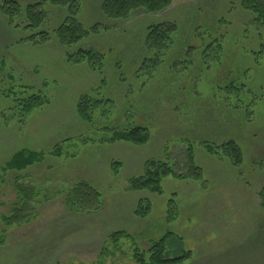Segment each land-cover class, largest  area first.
Listing matches in <instances>:
<instances>
[{"label":"rangeland","instance_id":"obj_1","mask_svg":"<svg viewBox=\"0 0 264 264\" xmlns=\"http://www.w3.org/2000/svg\"><path fill=\"white\" fill-rule=\"evenodd\" d=\"M13 1L25 7L40 0ZM76 1L74 18L85 30L103 23L104 0ZM43 10L46 21L33 33L0 13V170L21 150L45 156L42 164L0 175V220L16 204L17 185L41 192L29 224L0 221V264H135L136 251L147 253L166 233L173 234L169 251L192 254L183 264H264V29L238 0H173L162 13H134L69 49L73 56L92 51L91 66L67 59L57 42L65 8ZM169 23L177 26L172 42L152 55L148 28ZM40 31L49 33L46 43L38 35L27 42ZM19 85L48 104L23 115L17 97L2 94ZM85 96L108 102L91 122L76 111ZM137 127L148 134L145 145L114 139ZM227 143L239 148L237 166L219 149L207 152ZM190 148L201 179H163L161 195L130 190L152 162L185 172ZM78 183L99 193L98 207L68 209L64 193ZM139 202L150 205L143 218L134 214ZM120 231L133 245L122 242L120 253L102 258L111 251L108 235Z\"/></svg>","mask_w":264,"mask_h":264},{"label":"trees","instance_id":"obj_2","mask_svg":"<svg viewBox=\"0 0 264 264\" xmlns=\"http://www.w3.org/2000/svg\"><path fill=\"white\" fill-rule=\"evenodd\" d=\"M241 10L252 16V23L258 27V29H264V0H238ZM76 0H40L35 4L26 5L21 7L16 1L6 0L0 3V13L8 20L10 24H13V20L20 18L21 25L25 26L31 33L36 32L46 21V13L43 10L44 4H50L55 7L65 8L67 17L53 32L58 44L61 47L66 48L67 59L72 60L75 64H83L95 66L93 64L94 53L90 50L78 49L75 56L69 55L68 51L71 47L78 45L86 36L96 35L100 29H106V25L110 23H118L119 21H128L134 13L144 12L149 15H155L162 13L170 8L173 0H104L100 7L101 16L103 18L102 24L94 25L90 30H85L81 24L74 18L75 7L78 8ZM176 25L174 23L169 24H155L148 28L145 38V47L152 55L160 53L162 55L166 50L169 42H172L174 33L176 31ZM36 35L39 36L40 42L46 43L49 39V33L40 31L38 33L31 34L27 39V42H32ZM37 36V37H38ZM220 47V45H219ZM218 47V48H219ZM221 48V47H220ZM65 52V53H66ZM100 59L101 55H99ZM12 80V76L6 78ZM19 91L14 93L13 89L10 92L3 93L6 98H15L16 104L20 107L23 115L29 114L31 111L40 109L48 104V100L45 96H42L39 92H33L34 94L25 95L28 90L24 87H20ZM23 91V92H22ZM103 104L108 103L107 100L96 101L87 96L80 99L77 107L78 116L86 122L92 121V113L94 110ZM21 115V114H20ZM23 115H21L23 117ZM114 139L124 141L136 146H143L148 141V134L142 128H133L130 131L115 133ZM207 152L210 154L215 153L216 150H221L224 156L231 159L235 166L241 162V154L239 148L234 143H227L220 147L207 146ZM187 164L185 172H177L172 167L164 163H149V167L146 170V174L143 177L130 180V190L132 191H149L154 194L161 195V181L166 178H174L179 180H193L197 181L202 177V170L195 164L192 148L188 149L186 156ZM45 156L42 153L31 152L28 150H21L8 160L4 167L0 170L1 176L7 172H23L33 166L42 164ZM0 178V183H1ZM16 192V204L8 215L1 217V223L4 227H16L21 228L29 224L38 214V208L40 207L39 198L41 197L38 190L34 188H27L17 185L15 187ZM65 202L68 209L71 212L82 213L88 211L90 206L101 204V197L99 193L84 183H78L72 187H69L65 193ZM258 198L260 204L264 209V187L259 191ZM144 202H139L138 208L134 214L137 217L143 218L149 214V202L143 206ZM98 207V206H97ZM169 213H173V201L168 202ZM173 238V234L166 233L157 241H150V249L146 253H136L133 256L135 264H183L192 258V254L189 251L180 250L178 252L169 251L170 239ZM122 242H127L129 245H133L132 237L126 232H114L108 235L107 247H111V251L108 249L106 252L102 251L104 257L105 254L112 256L120 253ZM109 252V253H108ZM122 253V252H121ZM147 254V255H146ZM174 256V257H172ZM103 264V262H101Z\"/></svg>","mask_w":264,"mask_h":264}]
</instances>
